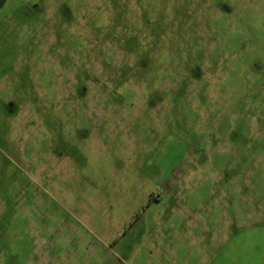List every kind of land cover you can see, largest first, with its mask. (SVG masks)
<instances>
[{
    "label": "rangeland",
    "instance_id": "1",
    "mask_svg": "<svg viewBox=\"0 0 264 264\" xmlns=\"http://www.w3.org/2000/svg\"><path fill=\"white\" fill-rule=\"evenodd\" d=\"M0 264H264V0H0Z\"/></svg>",
    "mask_w": 264,
    "mask_h": 264
}]
</instances>
